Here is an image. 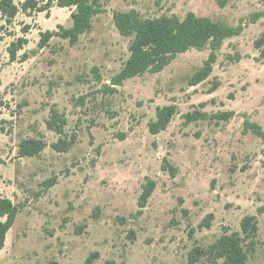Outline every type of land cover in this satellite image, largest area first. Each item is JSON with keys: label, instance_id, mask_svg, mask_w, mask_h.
Instances as JSON below:
<instances>
[{"label": "rangeland", "instance_id": "1", "mask_svg": "<svg viewBox=\"0 0 264 264\" xmlns=\"http://www.w3.org/2000/svg\"><path fill=\"white\" fill-rule=\"evenodd\" d=\"M99 5L92 29L74 45L53 37L38 48L40 32L71 27L74 8L0 22V197L18 211L0 264H84L93 252L100 255L93 264H223L208 249L224 234L241 236L246 216L256 218L258 231L253 245L241 246L245 264H264V136L243 131L248 120L264 133V59L254 47L264 39V18L249 21L264 12V0H226L224 7L218 0ZM131 10L143 19L193 13L243 30L223 42L211 75L197 86L188 81L207 59L208 46L177 55L159 73L112 86L131 42L119 35L112 16ZM17 38L27 40L17 55L26 52L25 62L9 61L6 49ZM216 80L220 86L210 93ZM170 105L176 110L170 124L152 136L147 125L156 108ZM52 110L66 121L61 135L46 126ZM194 112L205 118L186 123ZM223 112L234 116L218 119ZM27 139L46 148L19 157ZM59 140L73 143L57 153L52 145ZM147 179L155 190L134 217ZM208 215L210 227L200 228ZM195 249L201 254L190 263Z\"/></svg>", "mask_w": 264, "mask_h": 264}, {"label": "trees", "instance_id": "2", "mask_svg": "<svg viewBox=\"0 0 264 264\" xmlns=\"http://www.w3.org/2000/svg\"><path fill=\"white\" fill-rule=\"evenodd\" d=\"M220 7H224L226 0H218ZM74 8L71 13L72 25L68 29L59 28V32L46 31L39 33L38 48H45L53 37L68 40L71 45L78 42L84 33L92 29V19L101 12L99 0H24L15 4L13 0H0V22L10 24L18 13L30 16L34 12H43L49 17L52 8ZM264 18V12L254 13L250 16V23L255 24ZM113 24L119 35L131 38L128 47L129 56L122 65L120 72L111 80L112 86H120L124 81L139 77L145 73H159L168 66L177 55L186 53L191 49L197 51L209 47V54L202 67L190 78V87L197 86L205 81L212 73L213 66L217 60V52L221 49L223 42L232 37L239 36L243 27L236 28L213 22L208 18L197 17L193 13H188L184 19L176 16H162L157 19H143L134 10L128 12H115L112 16ZM23 27L22 33H26ZM0 30H2L0 28ZM1 41V39H0ZM27 45L25 38H17L11 42L6 49L10 62L28 60L25 52L21 57H17L18 52L22 51ZM260 56L264 59V39L257 40L254 44ZM220 86L216 80L213 82L210 93L215 92ZM112 92L115 90L110 89ZM174 106H164L156 108V119L147 125L148 132L158 135L165 131L175 115ZM234 116L233 112H223L217 118L228 121ZM205 115L199 112L188 113L185 115L186 123L204 119ZM66 125L65 119L57 112L52 110L46 126L50 131L59 135L62 134ZM243 131H250L258 137H263L261 129L248 120L243 122ZM72 141L59 140L52 145V149L57 153L66 152ZM46 148V143L42 140L27 139L20 142L18 146L19 157H36ZM165 168V167H163ZM171 176H175L176 169L171 166L166 167ZM49 186L54 185V181L46 182ZM155 182L149 179L142 187V192L137 200L138 211L134 217L142 214L147 202L155 190ZM17 208L10 199L0 197V251L4 249L6 236L13 226ZM212 215H208L199 225L200 228L210 227ZM241 236L239 234H224L208 249V255L216 260L224 259L223 264H245L247 251L242 249V244L248 243V247L253 245L251 241L258 231L257 220L254 216H246L240 223ZM133 237V235H131ZM201 254L199 249H195L189 255V262L194 263L195 259ZM98 252L91 253L84 264H93L99 259Z\"/></svg>", "mask_w": 264, "mask_h": 264}, {"label": "crops", "instance_id": "3", "mask_svg": "<svg viewBox=\"0 0 264 264\" xmlns=\"http://www.w3.org/2000/svg\"><path fill=\"white\" fill-rule=\"evenodd\" d=\"M23 1H24V0H18L17 2H14V3H15V4H18V3L23 2ZM11 229H12V228H11ZM11 229H10V230H11ZM9 232H10V231H9ZM9 232H8V233H9ZM7 236H8V234H7ZM7 236H6V239H7ZM5 245H6V241H5ZM4 248H5V246H4Z\"/></svg>", "mask_w": 264, "mask_h": 264}]
</instances>
